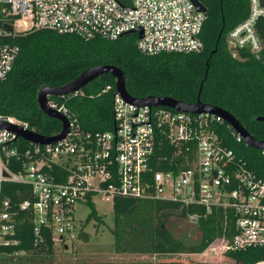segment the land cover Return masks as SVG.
Returning <instances> with one entry per match:
<instances>
[{"label": "built area", "instance_id": "obj_1", "mask_svg": "<svg viewBox=\"0 0 264 264\" xmlns=\"http://www.w3.org/2000/svg\"><path fill=\"white\" fill-rule=\"evenodd\" d=\"M247 4L246 17L228 31L227 42L261 54L264 39L258 31L264 29V21L260 22L264 0H247ZM15 20L20 27H14ZM204 21L205 13L196 10L191 0H0V81L19 51L11 36L27 29L113 40L131 30L138 37L140 28L137 48L154 54L200 50ZM109 89L111 85H106L103 91ZM48 105L69 122L68 132L55 143H32L0 126V188L3 181L30 186L32 200H23L19 207L33 211L35 235L45 230L55 246L68 251L80 232L74 217L76 204L92 202L96 195L112 202L115 196L160 198L200 205L205 211L217 205L234 212L236 233L217 239L203 252L206 257L247 246L264 248V179L247 168L213 130L217 120L223 121L219 117L137 105L114 90L112 129L90 135L81 134L63 103L48 98ZM0 123L34 131L26 121L1 113ZM159 132L177 148L172 155H179L180 168L153 170V163L161 159L154 154ZM19 140L28 146L20 148ZM189 141H194L190 157ZM12 159L17 170L10 167ZM11 207L9 198L0 199V256L23 257L27 252L1 250L16 242ZM187 220L194 223L196 215Z\"/></svg>", "mask_w": 264, "mask_h": 264}, {"label": "trees", "instance_id": "obj_2", "mask_svg": "<svg viewBox=\"0 0 264 264\" xmlns=\"http://www.w3.org/2000/svg\"><path fill=\"white\" fill-rule=\"evenodd\" d=\"M207 8L200 37L203 47L198 51H163L154 54L137 48L136 33H128L110 40L94 37L85 40L78 35L58 33L51 29H27L11 36L19 47L12 69L0 81V113L26 121L35 132L49 136L59 132L60 122L48 117L39 108L37 94L43 86H59L71 81L81 71L96 65L112 64L120 68L125 77L128 93L136 98L169 96L185 102L197 98L203 103L227 110L256 139H264V65L244 48L231 52L227 33L243 20L248 11L247 0H200ZM14 19V18H11ZM264 21L263 19L260 20ZM259 35L264 39V29ZM215 48V51H211ZM264 60V49L261 51ZM106 85L111 89L104 90ZM114 78L102 74L75 93L50 96L57 104L63 103L70 117L75 118L81 134L94 135L111 130L114 124L112 95ZM213 130L237 158L257 176L264 179V150L251 147L236 136L226 122L217 120ZM20 148L28 146L18 141ZM187 145L191 156L194 141ZM177 148L163 133H158L154 154L160 161L153 170L177 169L182 165ZM175 161L177 164L173 163ZM10 167L18 165L11 160ZM9 198L15 219L16 242L1 246V250L27 252L23 257L0 256V264H258L264 262V248L247 246L226 250L213 257H201L209 246L221 237L231 238L235 233V214L225 207L212 206L205 211L196 204L160 198H134L115 196L112 202L113 254L100 253L93 260L78 259L71 252H60L51 235L33 232V211L20 208L23 200H32L30 186L3 181L0 199ZM89 211L84 223L93 219L102 223L93 203L88 200ZM196 215V239L177 236L167 226L170 217L187 219ZM78 237L88 239L87 233ZM190 254L194 259H126L127 255ZM76 257V258H75ZM116 258L113 260L112 258ZM78 259V260H76ZM261 264V263H260Z\"/></svg>", "mask_w": 264, "mask_h": 264}, {"label": "water", "instance_id": "obj_3", "mask_svg": "<svg viewBox=\"0 0 264 264\" xmlns=\"http://www.w3.org/2000/svg\"><path fill=\"white\" fill-rule=\"evenodd\" d=\"M195 9L201 12H206V6L200 0H191ZM6 30L10 31L11 26L6 25L4 27ZM138 37H141V29L137 28ZM134 30L125 32L124 34L132 33ZM230 43V42H229ZM264 47V41H263ZM215 48L211 51L214 52ZM231 52H238L239 48L236 45H231ZM253 58L257 61L261 62L264 65V60L261 54L253 53ZM102 74H110L114 78V87L115 91L126 101L135 103L137 105H154V106H167L177 111H184L190 113H208L215 115L226 122L234 132H236L242 139V141L250 145L251 147L264 150V139H256L254 138L242 125L241 123L227 110L203 103L197 98L194 102H185L181 100L174 99L169 96H147L144 98H136L131 96L125 87V77L120 68L112 64H103L96 65L93 67H89L83 71H81L76 77H74L71 81L59 85V86H43L39 89L37 94V102L41 111L47 115L48 117L57 119L60 122V130L58 133L45 136L41 135L35 131L31 130H23L11 124L0 123L2 128L10 129L15 133L16 136L22 137L23 139L39 144H52L64 138L66 133L69 130V122L68 119L58 112L57 110L51 108L48 105V98L50 96H64L75 91L80 90L84 85L95 79L96 77ZM264 83V77L262 79ZM256 120H263L264 115H258Z\"/></svg>", "mask_w": 264, "mask_h": 264}, {"label": "rangeland", "instance_id": "obj_4", "mask_svg": "<svg viewBox=\"0 0 264 264\" xmlns=\"http://www.w3.org/2000/svg\"><path fill=\"white\" fill-rule=\"evenodd\" d=\"M14 27L18 28L21 26V22L19 20L14 21ZM93 207L96 210L97 214L102 217L103 222L98 223L95 220L91 219L86 224L84 223L85 217L89 211V206L84 203H78L74 206V217L76 225H80L79 231L87 233L88 239L85 241L77 236V239L74 240L72 243V249L69 245L68 252L76 254L78 259H85V260H93L94 255H98L100 253L108 254L111 253L115 256L113 252V245H112V235L109 231V228L112 224V201L110 199H102L100 196L96 195L92 198ZM167 226L172 230V232L177 236H185L186 238L196 239L199 235V231L195 226V223L190 222L187 219H176L174 217H170L167 220ZM71 244V242H68ZM56 250L60 252H67L66 250H61L60 246L56 245ZM198 255L201 257H206ZM101 259L102 256L98 255ZM168 259V258H175L181 260H189L194 259L195 255L190 254H173V255H127L125 256L126 259ZM76 258V257H75ZM76 259V260H78ZM116 260V258H112ZM264 264V262H259L258 264Z\"/></svg>", "mask_w": 264, "mask_h": 264}]
</instances>
